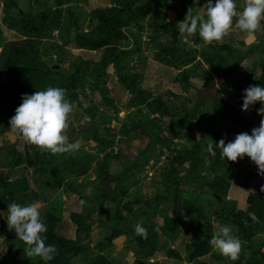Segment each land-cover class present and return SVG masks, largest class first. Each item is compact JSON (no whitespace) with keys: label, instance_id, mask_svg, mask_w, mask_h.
<instances>
[{"label":"trees","instance_id":"1","mask_svg":"<svg viewBox=\"0 0 264 264\" xmlns=\"http://www.w3.org/2000/svg\"><path fill=\"white\" fill-rule=\"evenodd\" d=\"M80 1L0 0V112L12 118L23 95L50 86L64 88L73 110L80 109L87 119L75 129L79 140L94 144L92 153L80 150L52 154L27 142L18 151L6 140L5 133L10 130L0 124V250L5 248L9 256L0 252V264H45L39 257L27 255L26 245L15 231L5 236L1 214L7 217L12 203L46 205V211L41 212L47 226L46 243L57 248L55 258L47 264H113L115 242L120 239H125L127 249L132 251L133 264H166L149 260L161 250V243L176 241L191 227L195 230L187 237L183 254L168 248L164 252L166 260L208 264L205 258L212 256L218 264H264V176L258 175L257 166L244 167L240 172V159L226 161L219 149L215 157L207 152L208 143L218 144L224 139L218 130L223 122L228 123V143L240 133L250 135L264 119L257 114L259 102L250 106L257 108L254 115L241 110L244 90L249 86L264 87V21L256 43L223 40L205 44L196 33L188 38L192 45L189 47L187 40L183 41L188 36L180 32L179 22L184 21L189 10L195 15L193 10L199 4L206 6L208 0H110L109 7L90 13L73 9ZM235 2L237 11H241V0ZM163 8L173 11L176 17L168 21ZM2 30L13 32L18 39L6 41ZM54 32L62 43L52 39ZM144 38L153 61L175 70L173 85L184 94L188 88L198 91L192 83L194 79L206 84L212 76L232 71L231 75L240 77V81L224 79L217 101L205 112L201 104H187L192 98L181 94L169 93V101L152 95L142 86L144 76L140 70L147 60L142 49ZM68 43L75 49L99 54V58L69 59ZM256 54L260 59L250 68L244 67ZM109 67L114 78L101 74ZM109 83L129 94L123 119H119V109L110 98ZM87 94H97L100 102L84 108L79 97ZM115 122H119L118 128L111 127ZM195 131L200 133L198 137L193 135ZM117 135L147 143L137 154V162L131 160L112 170V163L122 156V151L115 150ZM161 159L165 163L155 167ZM152 161L157 172L150 182L154 193L145 199L137 170L143 172ZM25 166L31 170V179L25 175L6 177L7 172L21 171ZM235 171L244 173L236 181L243 188H248L253 177H260V187L247 194L244 210L237 209L228 197ZM87 186L93 193L85 195ZM56 192L81 199L79 212L72 213L71 218L74 239L60 233V201L50 198L56 197ZM143 209L145 217L152 220L140 221L137 212ZM249 212H254L257 219L253 220ZM49 218L57 223L55 227ZM157 218H161V224L155 222ZM133 223L147 229L146 238L136 235ZM222 224L230 225L232 234L241 242L238 261L214 255L209 241ZM95 227L100 230V239L92 245Z\"/></svg>","mask_w":264,"mask_h":264},{"label":"clouds","instance_id":"2","mask_svg":"<svg viewBox=\"0 0 264 264\" xmlns=\"http://www.w3.org/2000/svg\"><path fill=\"white\" fill-rule=\"evenodd\" d=\"M206 18L192 15L189 10L184 21L179 22L181 33L192 36L198 33L205 44L221 42L233 27L244 34L245 43L255 39L257 31L264 21V0H246L242 11H237L235 0H208ZM259 102L261 107L258 115L264 116V87L261 85L249 86L243 92L242 111ZM73 111L72 103L66 98V89L48 87L43 91L22 96V103L10 119V130L18 134L25 142L52 154L73 152L79 149V144L70 142L65 130L68 119ZM219 149L220 156L226 161L237 162L245 156L257 166L258 175L264 176V119L260 126L252 129L251 134H238L231 142L225 143L221 139L218 144L208 143L207 152L216 156ZM261 191H264L262 186ZM7 224L15 231L17 238L24 242L29 257H39L42 261H52L57 248L54 244L46 243L47 226L41 219V212L37 204L21 206L16 203L8 205ZM253 220L257 217L254 212L248 214ZM138 236H147V229L141 224L135 227ZM219 253L235 262L240 259L241 242L232 234L228 224L219 226L217 232L209 241Z\"/></svg>","mask_w":264,"mask_h":264},{"label":"rangeland","instance_id":"3","mask_svg":"<svg viewBox=\"0 0 264 264\" xmlns=\"http://www.w3.org/2000/svg\"><path fill=\"white\" fill-rule=\"evenodd\" d=\"M177 2V1H176ZM178 6L180 5V2H177ZM246 4V0H241L240 2V7H241V11L243 10L244 6ZM31 6L34 7L33 3H31ZM110 6V0H81L80 2H78V4L74 5L73 9L76 8H81L85 11V13H90L95 9L98 8H106ZM204 5L199 4L198 7L193 10V14L195 15H200L202 18H206V12L204 9ZM1 9V6H0ZM162 11H165V8H163ZM166 15H167V19L168 21L173 20L176 17V14L173 11L167 10L165 11ZM2 13L0 11V19H1ZM87 21V19H86ZM261 34H262V26L261 28L257 31L256 35H255V39H253L252 41L247 42L248 44L250 42L252 43H256L260 40L261 38ZM2 36L6 41H12V40H16L18 39L17 35H15L13 32L11 31H6V30H2ZM53 38L55 41H58L59 43H62V39L59 40L58 36H57V32L53 33ZM188 36V35H187ZM190 36H188L186 38V36H184L183 41L188 42L189 47H191V42L188 39ZM146 40L144 38V45H142V49L144 52V55L146 56V62H145V68L143 70H140L143 73V88L148 89L150 91V93L152 95H161L166 101L171 100L170 94L169 93H174V94H181L185 97H189L192 98V100L188 101L187 104L191 103L192 104H201L200 105V109L202 112H205L206 109H208V107H210L211 105H213L215 103V101H217V97H218V91L220 88V84L224 79H229V80H234L236 82L240 81V77H237L235 75H231L233 72L229 71L228 73L222 75V76H212L211 80H208L206 82V84L204 82H202L199 79H194L192 80V83L194 84V87L198 88V91L192 88H188L187 90V94H184L182 92V90L180 88H177L176 86L173 85V77L175 76L176 72L174 69L169 68L165 65H161L158 64L156 62L153 61L152 59V51L148 48V45H145ZM224 41H230V42H237V41H245L244 40V34L235 27V25H233V27L230 29L228 35H226L223 38ZM222 40V41H223ZM66 49L69 51V59H73L76 57H80L81 59L84 60H97L99 58V54H95V53H88V52H84L78 49H75L72 46V43H68L66 44ZM260 59V54H256V55H252L249 60L247 61V63H245L244 67H248L250 68L254 63H256L258 60ZM135 61V59H134ZM67 65V64H66ZM65 65V66H66ZM59 69V67H58ZM90 71V70H88ZM101 74L104 75H108L111 78L115 77L114 71L112 69V67H109L107 70L101 72ZM3 78H0V80H2ZM111 82V81H110ZM108 89H109V95L110 98H112L114 100L115 105L118 107L119 109V119H123L126 112H127V108H128V103H129V94L119 85L116 86H111V83L108 84ZM112 87V88H110ZM232 88L229 89V93H231ZM244 90L243 87H241V90ZM236 92V91H234ZM239 93V92H238ZM79 99L81 100V104L83 105L84 108H87L93 104H97L100 102V98L98 97L97 94L95 95H90L87 94L85 97L80 96ZM233 103L236 102V98L233 99L232 101ZM214 107V106H213ZM257 112V108L254 107H249V109L246 111L247 114L250 115H254ZM11 117L6 115L4 112H0V124L4 125L5 127H7L10 130V121ZM87 121V119L83 116L82 112L80 109H76L73 110L72 113L69 116L68 119V127L65 130V134L68 136L69 141L70 142H74V143H78L79 144V149L77 151L80 150H86L90 153H92V149L94 147L93 143H86L83 142L82 140H79V135L77 133V131L75 129H77L78 125H83L84 122ZM77 127V128H76ZM111 127H115L118 128L119 127V122H115L111 124ZM218 130L222 133L225 143L227 144V140L229 138L228 135V123L223 122V127L221 128V125L218 127ZM199 132L195 131L193 133V135L195 137L199 136ZM6 136V140L8 142H11L13 144H15L16 148L18 151H22L23 150V145L25 143V141L16 133L12 132L11 130L7 133H5ZM1 143V142H0ZM147 141L146 140H139L138 138L132 137V138H121L118 135L116 136V145H115V150L117 151H122V156L120 157L121 159H119L116 163H112V170H118L119 167H122L124 165H127L130 163L131 160H133L134 162L136 161V156L138 153L141 152V150H143V148L145 147ZM129 145H132V147H130ZM1 146V144H0ZM2 156V154L0 153V157ZM165 160L161 159L159 162H157V165L155 167H159L160 165L164 164ZM154 164L153 161L150 162V165H148L144 171L142 172L141 169L137 170V173L140 177V187L142 189V195L145 199L147 198H152L153 193H154V189L151 186V180L156 177L157 172L154 170V166L152 165ZM248 168V167H256V165H254V163L250 160V158L248 157H244L243 159H240V172H243V169ZM6 170V169H5ZM30 168L25 166L24 169H22L21 171H9L6 173V177L9 176H13V177H20V176H24L31 179L30 176ZM244 174V173H242ZM241 173L239 174V172L235 171L234 176L232 178L233 180V185L231 186L230 190H229V194L228 197L229 199L233 200L236 203V207L237 209L240 210H244L246 208V204H245V200L247 197V194L250 191H257L258 187H260V177H253L252 180L250 181L248 188H243V187H239L237 186V182L238 181V177H240L242 175ZM12 177V178H13ZM87 189V191H86ZM36 190L38 191V189L36 188ZM86 191V193H85ZM45 191H40L39 193L43 194ZM63 193V192H61ZM60 192H56L55 194L56 197H50L51 200H53V198H58L59 205L60 208L62 210V224L60 227V233L62 235H64L65 237H68L69 239H74L75 236V228L74 226L71 224V218H72V213L74 212H79L80 207H81V199H78L77 196L75 195H71L69 193L66 194H61ZM85 195H89L91 193H93V189L91 188V186H87L84 190ZM60 194V195H58ZM98 195V194H97ZM128 199H130L128 197ZM127 200V199H126ZM39 207L40 212L42 211H46V205L43 203H38L37 204ZM123 214L126 215V212L124 210H121ZM137 214L140 216V221H144L146 218H149L150 220H152V217L146 216L144 214V209L140 210L139 212H137ZM2 217V222L3 223V227H4V231H5V236H8L11 232H13L14 230L9 229L8 224H7V217L4 216L6 215V213L1 214ZM155 222L157 224H161V218H157L154 219ZM49 222H52V219L49 218L48 220ZM53 223V222H52ZM57 223H53L54 227L56 226ZM217 224L213 223V228H216ZM131 227L134 228L136 227V223L131 224ZM194 227H191L185 231L182 232V234L179 236V238L174 241V242H168V243H161L160 244V251L157 253V255H155V257L151 258L149 260V262H152L154 260H159L162 262H165L166 264H186V263H179V262H175L173 260H166L164 252L166 251V249L168 248H175L178 249L182 252L183 254V245L186 243V239L187 237L190 236L191 233L194 232ZM99 229L98 228H93L92 233H91V241H92V245H95V242L97 239H100L99 237ZM216 233V232H215ZM116 244V249L114 251V253H112V257H113V264H133L134 262V257L132 254L131 250L127 249V244L125 239H120L118 241L115 242ZM213 251H214V255H219V251L216 250L213 247ZM0 252L2 253L3 256H5L6 258H8V251H6L5 248L1 247ZM263 252H264V247H263ZM90 255L94 256V252H91ZM221 255V254H220ZM206 263L208 264H218L215 257L212 256H208L205 258Z\"/></svg>","mask_w":264,"mask_h":264},{"label":"bare ground","instance_id":"4","mask_svg":"<svg viewBox=\"0 0 264 264\" xmlns=\"http://www.w3.org/2000/svg\"><path fill=\"white\" fill-rule=\"evenodd\" d=\"M94 177H90V180H93Z\"/></svg>","mask_w":264,"mask_h":264},{"label":"water","instance_id":"5","mask_svg":"<svg viewBox=\"0 0 264 264\" xmlns=\"http://www.w3.org/2000/svg\"><path fill=\"white\" fill-rule=\"evenodd\" d=\"M55 69L57 70L58 69V66H56Z\"/></svg>","mask_w":264,"mask_h":264}]
</instances>
